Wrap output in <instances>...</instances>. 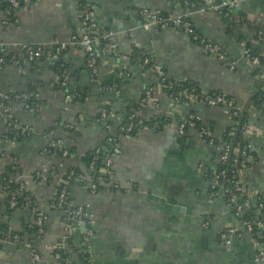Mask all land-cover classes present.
<instances>
[{"label": "crops", "instance_id": "1", "mask_svg": "<svg viewBox=\"0 0 264 264\" xmlns=\"http://www.w3.org/2000/svg\"><path fill=\"white\" fill-rule=\"evenodd\" d=\"M84 1L95 6L97 26L110 32L117 44L116 53L111 54L106 43H95V76L83 49L72 43L83 32L78 0H21L10 19L2 17L0 8L1 42L47 45L56 40L68 44L54 59L0 66V94L34 86L36 99L41 102L38 111L32 113L20 102L8 100L4 104L0 97V175L14 165L12 178L22 181L36 201L34 209L10 210L0 184V225L15 232L12 239L0 241V264H31L28 244L39 252L37 264H88L80 255L87 247L79 229L73 230L69 241H63L65 257L53 253L64 235V222L62 211L52 209L49 202L63 174L75 166L87 176L81 156L105 135L115 134L113 127L105 132L93 119L102 105L110 108L108 118L114 126L131 111L145 118L164 112L172 119L159 132L117 138L121 151L113 158L110 178L118 184L117 189L112 190L107 183L92 193L79 184V179L69 184L73 201L86 205L94 220L90 257L96 264H264V244L248 234L242 232L230 245L219 240L226 227L242 231L243 226L222 196L208 191L204 172L214 170L217 146L205 144L195 129L182 135L177 132V120L194 110L202 120L213 122L212 134L219 137L232 123L229 109L207 106L202 101L173 105L155 86L152 97L159 106L147 99L139 105L145 89L154 82V73L129 58L134 48L143 49L173 80L194 82L205 92L221 90L238 108H247L244 136L253 164L238 178L248 197L264 202V102L248 105L256 81L251 76V64L241 55L245 44L264 54V35L262 42L256 39L257 30L264 27V0H239L228 16L212 9L218 0H194L188 10L202 35L237 60L234 70L186 34L170 27L155 30L141 26L144 10L179 14L186 10L182 0ZM59 58L74 70L75 83L85 92L84 98L69 94L65 88L68 83L61 86L62 77L51 67ZM114 78L122 81L121 87L104 90L102 84ZM4 107L13 112L19 125L29 127V137L17 141L4 138L8 129ZM66 124H74L75 129H67ZM56 138L73 148L68 156L45 150ZM35 211L47 215L44 225L24 231L25 224L35 218ZM259 251L263 255L256 260Z\"/></svg>", "mask_w": 264, "mask_h": 264}, {"label": "built area", "instance_id": "2", "mask_svg": "<svg viewBox=\"0 0 264 264\" xmlns=\"http://www.w3.org/2000/svg\"><path fill=\"white\" fill-rule=\"evenodd\" d=\"M8 5L7 7L2 11V17H6L9 13L10 10L13 7H16L18 5V2L16 0H6ZM239 0H218V2H216L215 4L212 5V9L216 12L222 13L225 16L229 15L230 10L238 3ZM183 4L185 6H191L193 5L191 3V0H182ZM79 6V20L80 23L82 25V36L80 39H77L76 37L73 39L72 43L83 49L85 56H86V60L88 62V65L91 68V75L95 76L97 74V67L94 61V57H95V43H98L101 39L102 40H106V44H105V48L107 50L110 51L111 54H115L116 53V48H117V44L111 40L112 36L111 33L108 31H105L103 29H100L94 18H93V9H94V5L93 4H81L78 3ZM143 15V19L141 21V26L144 29H149L151 27H154L155 30H160L163 27H170L178 32H181L183 34H186L188 36H192V39L194 40H198V46H201L208 54L216 57L220 62L224 63L230 70H234L237 64V60L232 59L230 56H228L219 46L215 45L211 40H209L207 37L205 36H201L198 33H196V26L190 21V20H186L184 19L185 17H190V12L184 11L182 13L179 14H170L168 17H161L157 14V12L154 11H150V10H144L142 12ZM2 23H6L5 19H2L1 21ZM263 30L264 27L260 28L257 30L256 32V39L258 41H261V35L263 34ZM262 42V41H261ZM244 50L243 53L241 54L243 57H245V60L251 64V69L253 67H259L261 70L264 71V65L260 64L259 60L257 58H255L252 55V51L253 49L251 47H249L247 44L244 45ZM68 47V44L63 43V42H57L56 40H53L51 42H49V44L47 45H41V44H34V43H27V42H19V43H15V44H6L4 42L0 41V66L7 63L8 61L6 60L7 55L10 58V62H16L17 64L21 65L18 61L16 57V53L18 55L22 54L25 57V61L27 62H32L34 60L39 59L42 56H45V58L47 59H54L56 57H58L63 51H65ZM12 53V54H11ZM11 54V55H10ZM146 62V60H145ZM153 73H154V84L152 85L162 89L163 87L167 86V87H171V85L173 84L170 81L166 82V77H165V73L162 69V66L160 64L154 63L151 67ZM127 75V74H126ZM256 78L258 79H262L264 80V74L260 73L256 76ZM67 80H68V76L65 75L64 79L61 80V86H65L67 84ZM157 80H159L157 82ZM152 87L147 88L144 91V96L141 98V101L138 103L139 105L141 103H143V101L145 99L147 100H151L155 106L157 105V103L155 102V100L152 97ZM108 89H113L115 90L114 86H110ZM35 94V96H34ZM78 96L79 94L74 93V96ZM34 96L36 97V92L32 93V92H27V91H23L22 94H17V92H10L7 94H0V97H2V103L6 104V102L8 100H13V101H17L20 102L22 104V106L27 109L28 111L35 113L36 108H34L33 106L29 105L28 102V98ZM171 96V95H170ZM176 100V98H175ZM194 101H202L205 105L207 106H217V105H222V106H226L229 109L230 112V116L232 118L233 115L237 114L238 108L235 105V102L232 98L226 99L225 95L223 93H216L213 95H210L209 93L202 91L201 95L199 98L194 99ZM181 101L176 100V102L172 103L177 104L180 103ZM251 106H256L254 103H251ZM98 110L101 112V115L104 116L105 115V110L103 109V107H99ZM4 113H5V119H6V124H7V128L9 126H13L16 129H19V131H17L16 133H20L22 135H30V129L28 126L26 125H19L17 122V119L15 117V115L13 114V112L8 108V107H4ZM198 119H202L198 113H190L188 112L184 117L179 118L177 120V132L178 134H184L186 132V130L189 129H196V120ZM247 124V122H246ZM70 127H74L75 129V125L74 124H69ZM247 125H245L246 128ZM130 129V126L127 128ZM198 132V131H197ZM245 132V131H244ZM230 135H234V132H230ZM6 138V136L4 137ZM7 139V138H6ZM11 140H15L14 138ZM106 142L108 143V145L110 146L109 149V154L105 157V163H104V168L101 169L102 173H105L107 175L112 176V166H113V158L118 155L120 153V145L118 142H116L114 140V137H108ZM50 146V147H54V146H58L61 148L62 153L61 156L66 157L69 153V147L65 144V141L59 138H56L54 140H50L48 145L46 146V148ZM45 148V150L48 152L49 150H47ZM95 148V146H94ZM222 151L220 154H218L217 157V162H220L222 164V166L227 162L228 160V156L231 152H233V159L232 161L234 162L233 167L235 168L234 170H226V169H221L220 172L216 173L211 179H208L209 182V188L212 190L215 187L217 188V191H211L210 194L211 195H221L224 196V194H229L232 191V188L226 183V181H229V173H233V171H236V178L233 181L234 187H235V191L239 192V195H246L247 199L245 202V205L241 206V205H236V203L234 204V208H235V215H240L243 213V207H245L246 205L249 206L250 204H255V201L252 200L250 197H248L247 192L245 190L244 185L240 182L239 178H238V174L246 169L247 167H249L250 164V160H249V155L248 151L249 149V144L244 145V146H240L239 143H237L232 149L230 148V145L226 142L220 144L219 146V150L218 151ZM99 153V147L95 148V156L93 158V160L90 162L88 169L89 170H93L94 169V162L95 160H97L98 158V154ZM252 163V162H251ZM36 177H38V173L36 174ZM74 180V179H79L80 181H82V179L89 183L87 185V187H90L89 191L92 193H96L95 191V186L94 184V180L93 178H91L90 176H79L76 177V175L74 174V172L72 170L69 171L66 180H64V184H66L68 186L69 181L70 180ZM16 180V179H15ZM19 182V186L17 191H22V189L24 188V183L20 180H16ZM110 183V187L117 189L119 186L118 184L114 183V182H108ZM83 187H86L84 185H82ZM69 191L66 190V187H62L59 192H58V197H57V201L55 203H50L49 206L51 208H56L58 210H60V208L63 206V204L65 203V199L68 196ZM232 196V195H230ZM223 198V197H222ZM234 197L230 198V201L226 202V204L228 205V207L231 209L232 205H231V201H233ZM17 204V200H16V192H12L10 195V200H9V205L10 207H13ZM69 206H74L73 209H71L69 211V215L72 214L74 221H73V225H71L68 221H63L64 222V235L61 238V241L56 245L55 248H62L63 245V241L67 240L68 238H70V235L72 234L73 230L79 229L80 230V225L82 223H84L85 225V231L81 232V241L86 245V249L84 252L88 253V259H87V263L88 264H96L94 262V260L90 257V245H91V240L94 236V230H93V218L92 215L90 214V212L88 211V207L84 204H79L74 202L73 200L70 201L68 203ZM258 209H262L264 207V202L263 201H259L258 203ZM62 211V210H60ZM63 212V211H62ZM263 214V213H262ZM47 216L46 214H39L37 215L31 222L29 225L32 226H36V228H40L44 225V222L46 221ZM205 224V223H204ZM242 226H243V230L242 231H237L236 229L232 228V227H226L224 230H222L219 234V240L226 245H230L233 238L236 237L237 235H241L242 232L248 234L251 238H253L254 240H256L258 237L262 238L261 234H259V232H252V226H251V222L249 220H242ZM255 235V236H253ZM260 243V242H259ZM264 244V241L261 242ZM29 247V255H30V261L31 264H37L38 260L40 259L39 257V252L36 250V248L33 247V245L28 244ZM56 257H59L58 254H55ZM263 255L262 251H259V254L257 256L256 260H259L261 258V256Z\"/></svg>", "mask_w": 264, "mask_h": 264}, {"label": "trees", "instance_id": "3", "mask_svg": "<svg viewBox=\"0 0 264 264\" xmlns=\"http://www.w3.org/2000/svg\"><path fill=\"white\" fill-rule=\"evenodd\" d=\"M18 3L21 0H16ZM79 3L81 4H87L84 0H78ZM191 3L194 5V3H196L194 0H191ZM8 3L6 0H0V8L3 11L6 7H7ZM190 6H186V10H189ZM14 7L10 10V13L6 16L8 17V19H10L13 16V10ZM157 14L161 17H168L170 15V13L168 12H164V11H157ZM184 19L186 20H190L193 24L194 22L192 21L191 17H185ZM195 25V24H194ZM196 33H198L199 35L203 36L202 33L200 32V30L196 27L195 28ZM264 35V30H263V34L261 35V38ZM191 40L198 44V40H194L192 39V36H190ZM80 39V38H77ZM262 41V39H261ZM106 40H100V44H105ZM249 47L250 45L247 44ZM222 49V48H221ZM223 50V49H222ZM224 51V50H223ZM225 52V51H224ZM64 53V51L59 55L61 56ZM228 56H230L227 52H225ZM12 54V53H11ZM10 54V55H11ZM9 55V54H8ZM7 55V61L10 62V58ZM17 58V61L22 64L25 61V57L20 54L18 55L17 53L15 54ZM252 55L257 58L260 62V64L264 65V54H261L260 51L253 49L252 51ZM232 59H234L232 56H230ZM40 58H45V56H42ZM39 58V59H40ZM129 58L130 61L133 63H136L137 65L141 66L142 68H151L152 65L155 63V61L153 60L152 56L146 52L143 49L140 48H134L132 50V52L129 54ZM146 60V62H145ZM64 61L62 60V58H59L58 60H55L53 62V64H51V67L58 73V75L62 78H60L61 80L64 79V76L67 75L68 76V80H67V85L65 86V88L68 89V93L69 94H74L77 93L79 94L78 96L76 95L77 99L79 97L84 98L85 97V92L75 83L77 77L75 76V72L74 70H70V68L68 67V65L66 63H63ZM164 73L165 70L162 67ZM260 73L264 74V71L261 70L259 67H253L251 69V76L253 78H255L254 80L258 82V84H256L254 86L255 91L251 94L250 99L248 102V105L250 103H254L255 105L260 104V102H264V80L262 79H257L256 76ZM165 77H166V82L170 81L173 84L171 85V87H163L162 91L165 94V96L167 97V99L174 103L176 102V100L181 101L183 104L186 105H192L194 102V99L199 98L201 95L202 90L198 87V85L194 82L191 81H175L172 78H170L166 73H165ZM159 80H157L158 82ZM156 82V81H154ZM153 82V84H154ZM152 84V85H153ZM122 85V81L119 78H114L111 79L110 81L102 84V87L104 90H107L110 86H114V88L116 90H118ZM152 87V86H150ZM149 88V87H147ZM146 88V89H147ZM145 89V90H146ZM25 91L27 92H32L35 93V87L34 86H29ZM17 94H22L23 91H16ZM207 93H209L210 95L216 94V93H223L225 95L226 99L231 98V96H229L228 94L224 93L221 90H212V91H207ZM171 95V96H170ZM35 96V94H34ZM31 96L28 98V102L29 105L33 106L34 108H36L35 113L38 111L41 102L39 100L36 99V97ZM144 96V93L142 95V97ZM176 98V100H175ZM156 106H159V104L157 103ZM101 107H103V109L105 110V115L102 116L101 112L98 110L96 115L94 116V121H96L97 123L101 124V126L104 128L105 132H109L110 129H112V127L114 128V132L115 134H107L104 136V140L97 143L95 145L96 147H99V153L97 160H95L94 162V169L93 170H89L88 166L90 164V162L93 160L94 156H95V148L93 147L91 150L87 151L86 153H84L81 156V161L85 166V174H87L88 176H90L91 178H93L94 180V186H95V191H99L101 190L104 186V184H107L110 181V176L102 173L101 169L104 168V164H102V160L103 158H105L108 154H109V149L110 146L108 145V143L106 142V139L108 137H114V140L116 142L119 143V141L117 140V138H119V136L121 135H128V136H137L138 134H140L143 131H148V132H159L161 130H163V127L168 124L171 121V116L166 115L164 112H159L157 114H154L148 118L142 117L138 114L135 113V111H131L129 114H126L124 116V118L121 120V122H119V124L114 126V123L112 120H110L109 114H110V108L108 107V105H102ZM190 113H195L194 110H190ZM232 123L230 125H228L219 135V137H215L212 133L214 126H213V122H207L204 121L202 119H198L196 120V131H198L200 138L202 139V141L207 144V145H213V146H217V151L215 153H217V155L215 154V158L217 159L218 154H220L222 151H218L219 150V146L220 144L226 142L230 145V148L232 149L237 143L240 144V146H244L248 144L247 139L244 136V131H245V125L248 119V112H247V108H241L238 109L237 114L232 116ZM130 126V129H127ZM110 127V129H109ZM66 128L67 129H71L73 130L74 127H70L69 124H66ZM102 128V129H103ZM108 130H107V129ZM17 131H19V129L14 128L13 126H9L7 131L4 133V137L6 136V138L8 139H15L17 140H21V139H25L27 137H29V135H22L19 132L16 133ZM187 131V130H186ZM230 132H234V135H230ZM54 140V139H53ZM47 150H49V153H55L56 155H61L62 150L60 147L58 146H54V147H50L48 146L46 148ZM73 150V148H69V153L68 155L71 153V151ZM248 154H251V151H248ZM67 155V156H68ZM233 152H231L228 156V160L227 162L222 166V164L220 162H217L215 164V168L214 170H210V171H206L204 172V177L207 179H211L216 173L220 172V170L226 169L228 171L230 170H234L235 168L233 167L234 162L232 161L233 159ZM250 164H253L250 162ZM13 167V168H11ZM72 170L74 172V174L76 175V177L79 176H83L82 172L80 169L75 168V166L71 167L69 170H67V172L65 174H63V176L61 177L62 179L56 184V193L54 195V197L50 200V203H55L57 201V195L59 190L62 187H66V190L69 191V184L73 181H69L68 186L66 184H64V180H66L67 175L69 173V171ZM16 172V168L14 165H10L9 167H7V170L2 173L0 175V184L3 186V188L5 189L4 191L6 192V203H7V207L10 210H14L16 208H28V209H34L36 207V201L33 198V196L31 195V193L26 190L25 186L22 189V191H17L18 186H19V182L16 181L13 177L12 174H14ZM229 181H226V183L232 188L231 193L229 194H224L223 199L225 202L230 201L231 197H234L233 201H231V205L232 208L230 209L231 212H235V208H234V204L236 203V205H245L247 196L246 195H239L238 191H235V187L233 184V181L236 178V171H233V173H229ZM79 184L86 186V188L89 190L90 187H87V185L89 183L85 182L83 179L82 181L79 182ZM112 190H114V188H111ZM209 192L211 191H217V188L215 187L214 189H208ZM12 192H16V200H17V204L13 207H10L9 205V200H10V195ZM70 193V192H69ZM232 195V196H230ZM73 198L71 197L70 194H68L67 198L65 199V203L63 204V206L60 208V210H62L63 214H62V220L64 221H68L71 225H73V215L70 214L69 215V211L71 209L74 208V206H69L68 203L70 201H72ZM255 204H250L249 206H245L243 207V213L240 214V218L241 220H249L251 222V226H252V232H259V234H261L262 238H257L256 241L257 242H263L264 241V207L262 209H258V203L259 201H261L260 199H255ZM52 209H56V208H52ZM34 216L36 217L38 212L35 211L34 212ZM263 213V214H262ZM47 216V215H46ZM36 228V226H32L29 225L28 223L25 224L24 226V231H33ZM9 233V234H8ZM15 234V232H8L7 227L5 225H0V241L2 239L5 238H11L12 239V235ZM239 236V235H237ZM255 236V235H253ZM256 237V236H255ZM70 239L68 238V241ZM54 254H58L59 258H62L63 256H66V252L64 251L63 248H55L53 250ZM81 257L87 261L89 254L86 252H80Z\"/></svg>", "mask_w": 264, "mask_h": 264}, {"label": "water", "instance_id": "4", "mask_svg": "<svg viewBox=\"0 0 264 264\" xmlns=\"http://www.w3.org/2000/svg\"><path fill=\"white\" fill-rule=\"evenodd\" d=\"M217 2H218V1H217ZM255 83L258 84L257 81H256ZM263 89H264V88H263ZM105 161H106L105 158H103V160H102V164H104ZM85 228H86V227H85L84 223H82V224L80 225V231H81V232H84V231H85Z\"/></svg>", "mask_w": 264, "mask_h": 264}]
</instances>
